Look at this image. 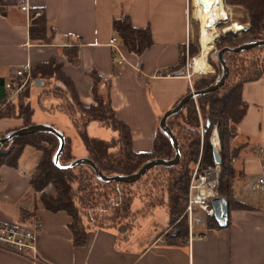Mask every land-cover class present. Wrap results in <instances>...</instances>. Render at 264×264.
<instances>
[{"label":"crops","instance_id":"obj_1","mask_svg":"<svg viewBox=\"0 0 264 264\" xmlns=\"http://www.w3.org/2000/svg\"><path fill=\"white\" fill-rule=\"evenodd\" d=\"M193 5L194 0H29L27 16L17 0H1L0 103L7 95L6 82L13 80L16 70L25 64L30 65L33 75L36 65L55 60L83 105L94 103L90 75L96 73L102 77L99 93L104 99L109 97L116 117L130 130L132 149L150 151L164 113L190 92L188 79L178 75V69L185 62L183 47L193 37ZM36 12L45 18V34L50 41L30 36L39 16ZM124 15L133 27L150 30L152 44L140 54L129 52L112 29V21ZM112 38L116 39V47L110 44ZM70 48L77 53L75 62L66 54ZM114 56L121 62H114ZM34 79L36 82L25 88V99L31 106L33 101L38 104L42 90L63 86L55 78ZM241 97L246 110L230 130L229 144L234 153L231 163L236 176L226 226L215 225L209 221L211 217L203 218L193 227L192 235L187 224L182 243L171 244L163 237L169 226L165 206L143 212L140 202L138 207L131 205L136 216L131 229L124 232L119 226L95 227L84 220L86 230L76 243L70 216L45 209L39 192L29 184L38 159L31 170L17 162L16 167L0 166V226L30 227L32 221H38L39 258L0 247V264H264V193L257 188L258 179L264 178V72L243 84ZM58 104V99L48 98L40 108L53 118L62 116L64 126L79 138L69 116L56 110ZM32 120L42 123L33 116ZM21 127L22 120L16 116L0 118V134ZM87 132L105 140L116 135L97 122L89 123ZM214 132L218 144L214 143ZM211 140L218 152L215 127ZM72 153L76 158L86 157L85 148L77 154L72 146ZM47 191L54 194L52 187ZM159 206L163 207L161 222L155 216Z\"/></svg>","mask_w":264,"mask_h":264},{"label":"trees","instance_id":"obj_2","mask_svg":"<svg viewBox=\"0 0 264 264\" xmlns=\"http://www.w3.org/2000/svg\"><path fill=\"white\" fill-rule=\"evenodd\" d=\"M225 2L232 7L242 8L246 12L248 27L242 28L240 35L233 31L223 35L218 41V50L264 40V0H225ZM34 23L35 27L30 29V36L44 42L50 41L45 34V18L40 16ZM112 29L129 52L140 54L152 44L149 28L133 27L126 15L114 19ZM258 50L264 51V46H255L238 52H224L223 58L228 66L225 82L210 93L201 94L196 99H190L180 111L173 113L166 119L167 127L178 142L179 158L173 165L152 167L143 174L146 175L150 171H155L150 183L152 187L157 189L160 197L157 203L156 201L146 203L147 198L153 199L147 197L148 194H146L140 210L145 212L158 205L165 206L169 224L181 217L176 224L178 228L176 232L170 234L168 231L163 235L166 241L171 244L182 243L187 236V219L183 216V211L188 200L192 165L198 163L200 169H205L215 164L214 147L209 139L214 127L217 128L220 141L217 196L225 199L230 205L232 182L236 176L231 163L234 153H228L230 129L242 119L246 110V103L241 97L243 84L258 79L264 72V61L253 59L249 61L244 57L246 54ZM66 54L70 60L75 62L77 53L74 49H66ZM207 59L209 60V58ZM184 65L185 62L183 61L182 66L178 69L183 74ZM33 75L39 80L55 78L63 84V86H53L42 90L37 102L43 108L45 99L56 98L59 100L56 110L69 116L86 150V157L104 175H131L149 160H170L175 156V148L170 138L160 127L156 130L153 147L150 151L135 152L132 149L130 130L124 122L116 117L109 97L104 99L99 93L98 83L102 77L96 73L90 75L94 98V103L90 105H83L79 101L71 80L60 71V65L55 60L36 65ZM217 78L215 75L198 77L194 81L193 89L195 91L204 90L210 87ZM0 82H2L1 79ZM194 100H197L196 105H194ZM183 111H186L185 115L182 114ZM33 112V107L28 101H20L19 99L17 103H6L0 108V118L16 116L22 120V127H27L34 124ZM177 115L180 116L181 120L172 122V116ZM91 122L99 123L115 132L116 135L110 140L90 136L87 132V126ZM10 131L12 130L0 134V137ZM12 142L11 147L0 152V166L16 167L26 145H30L39 151L38 160L29 177V184L35 192H39L40 200L45 209L51 212L64 211L70 216L69 226L76 243L83 238L86 230L83 219V216L86 215L85 212H89L90 209L95 210V205L92 204L94 198H108L110 201L108 197L110 194L119 193L115 188L117 185L130 184L118 181L103 182L98 179L92 168L85 164H79L72 168L56 166L53 163V156L59 148V139L52 133L45 131L30 132L14 138ZM75 159L76 157L72 153L71 140L65 135V144L59 157V163L64 166ZM143 175L132 183L139 182ZM48 187L54 189V194L47 191ZM122 195L125 201L120 213L125 211L127 214H133L131 205L136 197L133 198L130 193H123ZM112 208L118 214L119 206L114 207L112 205ZM118 217L120 219L121 215ZM209 221L217 225L213 216L209 218ZM92 224L95 227L116 226L117 222L104 224L94 220ZM128 225L123 224L117 227L120 231L125 232Z\"/></svg>","mask_w":264,"mask_h":264},{"label":"rangeland","instance_id":"obj_3","mask_svg":"<svg viewBox=\"0 0 264 264\" xmlns=\"http://www.w3.org/2000/svg\"><path fill=\"white\" fill-rule=\"evenodd\" d=\"M224 2V10L221 12V18L218 21V24L216 25L217 29L219 30V34L214 38L213 40V49L207 54L206 60L207 58H209L207 64H209L210 67H212V70L209 71L211 68H209V70L202 72V73H196L192 76L191 81H192V88L194 86V81L201 76H205V75H215L218 78L220 77L221 73H222V67L219 64L214 51L218 50L217 45H218V41L221 37H223V35H225L228 32H236L237 34H241V29L242 28H247L248 27V18L246 16V12L239 7H232L230 5H228L225 0H223ZM198 5H199V0H194V5L192 6L191 12H193V14H190V21L192 22V27H193V37H191L190 42L188 43L187 46L183 47V54L182 57L185 60V64L186 62H191L192 58L194 57H198L200 55H202L201 52V44H200V38H201V30H202V24L199 22L197 16V11H198ZM190 6H191V1H190ZM42 14H40L38 17H40ZM42 17V16H41ZM197 18V20H196ZM233 24H236L237 26L231 27ZM229 27H231L229 29ZM229 29V30H228ZM237 30V31H236ZM221 32V33H220ZM199 39V41H198ZM246 59L250 60H256V61H264V51H253L251 53H248L244 56ZM217 78V79H218ZM38 80V79H37ZM36 82V79H33L28 85L27 87H29L30 85H33ZM194 90V89H193ZM191 91V90H190ZM26 97V92L24 94L21 95V97L19 98L20 101H26L25 100ZM17 99V100H19ZM17 100L13 101L14 103H17ZM32 106L34 109V115L33 118L34 120H36V122H42V124H48L49 122L53 123L57 129L59 130H64L65 134L69 135L70 138L72 137L74 139V141L72 140L73 143V147L74 150L77 154H79L81 151H83L84 147L82 146V143L80 141L79 138H77V136L74 134L73 130L70 129L68 130V128H66L64 126V120H62V116L59 118H53L52 116L48 115L47 113L43 112L40 108V106L33 101L32 102ZM197 104V100H194V105ZM186 111H183L182 114L185 115ZM198 117L200 118V114L198 113ZM173 121L172 122H179L181 120L180 116H172ZM49 123V124H51ZM54 126V127H55ZM216 128V127H215ZM202 129V128H201ZM217 129V128H216ZM213 130V129H212ZM231 130V129H230ZM215 133V132H214ZM213 133V135H214ZM217 135H218V131H217ZM202 136V135H201ZM4 137V136H3ZM212 137V131H211V135L209 137L211 143ZM2 138V137H0ZM71 138V139H72ZM230 138V136H229ZM219 139V138H218ZM230 141V140H229ZM13 145L12 141H8L7 143L0 145V152L11 147ZM213 145V143H212ZM214 147V146H213ZM220 151V141H219V149H218V153ZM229 154L233 153L232 149H230V144H229ZM39 157V151H37L34 147L30 146V145H26L23 150L22 153L18 159V162L20 163V166L26 168V169H30L32 168L34 162L38 159ZM195 166V164L192 165V167ZM155 173V171H150L148 172L146 175H143V177L139 180V182H135V183H130L127 185H117L115 188L119 191V193H114V194H110L108 197L110 199V201L108 200V198H94L92 204L95 205V210L90 209L89 212H85L86 215L83 216V219L85 221H88L90 223V225L93 226V221L96 220L98 222L104 223V224H112V223H116V226H121L123 224H129L128 228L126 229L129 230L132 227L133 222L135 221V217L133 214H127L125 211H122L120 213V211L122 210L121 207H123V202L125 201V198L123 197V193H130L133 195V198L136 197L139 200L136 201L134 200L132 202V206H140V202L145 201L144 197L146 194L147 197H151L153 198L152 200L147 198L146 203L149 201H153L156 203L159 201V192L157 191V189L155 187H152L150 180L153 177V174ZM191 175H192V170H191ZM191 181V176H190V180L189 183ZM189 188V186H188ZM109 191V189H108ZM154 196H152V195ZM151 195V196H150ZM97 197V196H96ZM144 197V198H143ZM112 205H114V207H116V205L119 206V212L117 214V211L115 212L114 208H112ZM111 206V207H109ZM161 206V205H160ZM156 209L155 211V216H157V220L159 222H161L163 220L162 217V213H163V207H160ZM148 212L150 211V209L147 210ZM146 211V212H147ZM127 214V215H126ZM142 214V213H141ZM139 214V215H141ZM144 214V213H143ZM121 215V218L119 219L118 216ZM201 216H203L202 213H200ZM124 216V217H122ZM181 217H179L176 221H174V223L169 224V226L165 229V233L169 231L170 234H173L176 232V230L178 229L176 224L178 223L179 219ZM181 223V222H179Z\"/></svg>","mask_w":264,"mask_h":264},{"label":"built area","instance_id":"obj_4","mask_svg":"<svg viewBox=\"0 0 264 264\" xmlns=\"http://www.w3.org/2000/svg\"><path fill=\"white\" fill-rule=\"evenodd\" d=\"M19 9L29 16V0H17ZM40 15L36 12L35 16ZM112 47H116V39H110ZM183 54V53H182ZM194 58V57H193ZM186 62L184 65V75L188 79L190 90L193 91L191 78L194 75L192 71V62ZM114 62H121V58L114 56ZM34 79L32 69L29 64L22 65L16 70L14 79L5 84L7 95L5 100L0 103V108L6 103L13 102L21 97L26 86ZM218 174L219 165L214 164L205 169H200L198 163L192 167L191 181L189 183L188 200L183 211V216L187 219L188 232L194 226L202 223L203 218L212 217L214 210L211 206V200L218 194ZM257 188L264 193V178L258 179ZM203 214V216L200 215ZM40 228L38 221H32L30 227L6 224L0 226V247L16 252L33 259L39 258L36 248V235Z\"/></svg>","mask_w":264,"mask_h":264},{"label":"water","instance_id":"obj_5","mask_svg":"<svg viewBox=\"0 0 264 264\" xmlns=\"http://www.w3.org/2000/svg\"><path fill=\"white\" fill-rule=\"evenodd\" d=\"M255 46H264V40H257V41H252L245 43L241 46L235 47V48H222L220 50H215V56L220 63L222 67V73L220 77L208 88L201 90V91H190L185 97H183L177 105H175L172 109L168 110L164 115L162 116L159 127L162 131H164L168 137L170 138L174 148H175V156L170 159V160H161V159H152L144 163L135 173L131 175H115V176H106L104 175L93 163L90 159L87 157H79L70 162L67 165H60L59 163V157L63 151L64 144H65V135L64 133L54 127L53 125L50 124H42V123H34L30 126L27 127H21L16 130H12L8 132L7 134L4 135V137L0 138V145H2L5 142L12 141L14 138L30 133V132H38V131H45L54 134L58 139H59V148L56 151V153L53 156V163L61 168H72L75 167L79 164H85L88 165L92 168L94 171L95 175L98 177L103 182H112V181H118V182H126V183H132L139 179L148 169L156 166H166V165H173L179 158V148H178V142L171 132V130L167 127L166 125V119L172 115L175 112L180 111L184 104L189 101L190 99H196L197 96L205 93H210L214 91L215 89L219 88L226 80L227 75H228V66L226 62L224 61L223 58V53L226 51L230 52H238V51H244L249 48L255 47ZM183 74L182 71L178 72V75ZM214 156V163L216 165L220 164V157L218 155V152L214 149L213 152ZM211 206L214 210L213 217L217 224L220 227H224L227 224L228 220V214H229V205L228 202L219 197L215 196L211 200Z\"/></svg>","mask_w":264,"mask_h":264},{"label":"bare ground","instance_id":"obj_6","mask_svg":"<svg viewBox=\"0 0 264 264\" xmlns=\"http://www.w3.org/2000/svg\"><path fill=\"white\" fill-rule=\"evenodd\" d=\"M223 5V0H199L197 18L202 24V34L200 38L202 55H200L199 58H193L192 71L194 74L209 70V64H207L208 59L206 60V57L207 54L213 49L214 38L219 34V30L216 28V25L221 18V12L224 10ZM234 26L237 25L233 24L231 27ZM231 27H229V29ZM213 140L214 143H217L216 133L213 135Z\"/></svg>","mask_w":264,"mask_h":264}]
</instances>
